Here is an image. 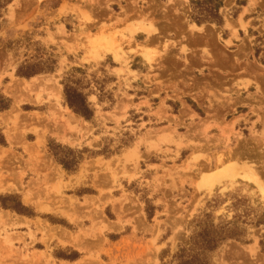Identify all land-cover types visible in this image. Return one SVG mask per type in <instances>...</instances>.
<instances>
[{
    "label": "rangeland",
    "instance_id": "1",
    "mask_svg": "<svg viewBox=\"0 0 264 264\" xmlns=\"http://www.w3.org/2000/svg\"><path fill=\"white\" fill-rule=\"evenodd\" d=\"M195 1L0 0V264H178L219 225L214 264H264V0Z\"/></svg>",
    "mask_w": 264,
    "mask_h": 264
},
{
    "label": "trees",
    "instance_id": "2",
    "mask_svg": "<svg viewBox=\"0 0 264 264\" xmlns=\"http://www.w3.org/2000/svg\"><path fill=\"white\" fill-rule=\"evenodd\" d=\"M194 3L195 20L198 22H217L222 23V15L219 12L220 5L215 0H198ZM48 70L52 71L53 67ZM39 71L35 65L22 66L18 69V74L21 76L31 77ZM79 73L84 72L79 68L68 72L63 80L64 93L66 103L77 114L86 120H93L95 109L92 103L89 102L88 96L93 93L92 89L84 90L83 78ZM6 106L0 105V110ZM66 168H70V164L64 159L61 160ZM17 208V207H14ZM226 228L225 225H219L213 231L203 230L200 233L194 232L191 237V245L182 247L177 255L178 264H214L211 261V256L214 254L221 244L230 239L243 240L245 234L242 228L236 225ZM215 228L213 225H209Z\"/></svg>",
    "mask_w": 264,
    "mask_h": 264
},
{
    "label": "bare ground",
    "instance_id": "3",
    "mask_svg": "<svg viewBox=\"0 0 264 264\" xmlns=\"http://www.w3.org/2000/svg\"><path fill=\"white\" fill-rule=\"evenodd\" d=\"M148 24V23H147ZM144 25H145V27H146V24L144 23ZM144 27V26H143ZM144 27V28H145ZM142 30V29H141ZM145 31H154V30H156V27H155V25H153V24H151V23H149L148 25H147V27H146V29H144ZM155 32V31H154ZM157 34V31L155 32V33H152V32H150V35H149V37L150 38H153V36L154 35H156ZM157 35H159V34H157ZM158 37V36H157ZM148 41H150V39H148ZM152 53V52H151ZM144 54V53H143ZM146 55H148V54H146ZM150 56V55H149ZM148 56V57H149ZM150 58V57H149ZM152 58V57H151ZM150 58V59H151ZM148 60V59H147ZM151 61H152V59H151ZM150 62V61H149ZM222 161V160H221ZM222 163V165L224 166V164L225 163H223V162H221ZM244 165V164H243ZM242 165V166H243ZM241 166V167H242ZM243 168V167H242ZM223 169H224V173H226V174H229V173H234V171L233 170H226L224 167H223ZM244 169H245V167H244ZM256 168L254 167V165H248V170L246 169V171H244V173L246 174V179L248 180V181H251V182H253L255 185H260V186H262L263 187V184H262V182H261V178H263V177H259V175H261V174H259L258 175V172H257V169L255 170ZM239 170V169H238ZM241 170V169H240Z\"/></svg>",
    "mask_w": 264,
    "mask_h": 264
}]
</instances>
